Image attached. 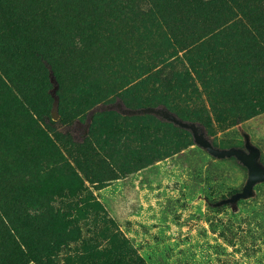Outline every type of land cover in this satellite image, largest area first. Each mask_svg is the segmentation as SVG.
I'll return each mask as SVG.
<instances>
[{
    "label": "rangeland",
    "instance_id": "rangeland-1",
    "mask_svg": "<svg viewBox=\"0 0 264 264\" xmlns=\"http://www.w3.org/2000/svg\"><path fill=\"white\" fill-rule=\"evenodd\" d=\"M159 100L264 162V0H0V264H264V182L107 107Z\"/></svg>",
    "mask_w": 264,
    "mask_h": 264
},
{
    "label": "water",
    "instance_id": "water-1",
    "mask_svg": "<svg viewBox=\"0 0 264 264\" xmlns=\"http://www.w3.org/2000/svg\"><path fill=\"white\" fill-rule=\"evenodd\" d=\"M107 107H117L125 114H138V113H154L161 118L174 122L175 124L190 129L194 135L195 142L200 146L207 149L212 155L218 158L235 157L248 169V178L241 190L225 197L214 204L217 206L231 203L236 205L239 200L252 197L255 194V187L258 183L264 182V162L261 159V149L256 145L249 133H245L244 146H231L221 147L215 145L214 142L207 136L204 127L196 122L185 120L178 116L175 112L171 111L168 107L161 106H145L139 108L126 107L122 102H116L107 105ZM57 102H55V109L53 117H58Z\"/></svg>",
    "mask_w": 264,
    "mask_h": 264
},
{
    "label": "trees",
    "instance_id": "trees-1",
    "mask_svg": "<svg viewBox=\"0 0 264 264\" xmlns=\"http://www.w3.org/2000/svg\"><path fill=\"white\" fill-rule=\"evenodd\" d=\"M37 50V49H36ZM37 52H39L40 53V55L43 57V59H44V61H46V62H48L51 66H52V68L53 69H55V65H54V63L52 62V60L50 59V58H48L47 56H46V54L43 52V51H41V50H37ZM169 66L168 65H165L164 66V69H161V70H155V71H151L150 72V69H149V71L148 72H150V74H149V76H150V79H155V80H157L158 82H160V83H165V81H167V79H169V78H167L168 76L167 75H165L167 72H173V70L172 69H169L168 68ZM167 71V72H166ZM151 75H153L152 77H151ZM150 79H147V78H145L141 83H139V85H144V84H146L145 82H147V81H149ZM157 89H159V87H157ZM164 97V96H163ZM51 99H52V96H51ZM158 103H160V104H163L164 106H165V103H166V101L165 100H159L158 101ZM146 106H161V105H146ZM129 107V106H128ZM141 107H145V106H141ZM166 107H168L167 105H166ZM130 108H139V107H130ZM169 108V107H168ZM170 109V108H169ZM171 111H173V112H175L178 116H180L176 111H174V110H172V109H170ZM181 117V116H180ZM181 118H183V117H181ZM183 119H185V118H183ZM185 120H188V119H185ZM190 121H192V120H190ZM197 122V121H196ZM66 135L69 137V139H73L72 138V134L70 133V132H68V133H66ZM214 142V144L215 145H217V143L215 142V141H213ZM233 158H235V157H233ZM236 191H238V190H235V192ZM234 192V191H233Z\"/></svg>",
    "mask_w": 264,
    "mask_h": 264
}]
</instances>
